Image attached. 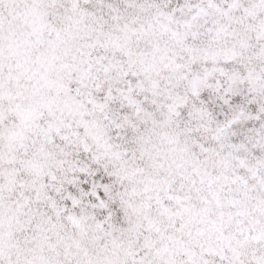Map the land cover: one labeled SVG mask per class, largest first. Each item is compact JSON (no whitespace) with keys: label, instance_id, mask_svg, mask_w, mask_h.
Here are the masks:
<instances>
[{"label":"rangeland","instance_id":"1","mask_svg":"<svg viewBox=\"0 0 264 264\" xmlns=\"http://www.w3.org/2000/svg\"><path fill=\"white\" fill-rule=\"evenodd\" d=\"M0 264H264V0H0Z\"/></svg>","mask_w":264,"mask_h":264}]
</instances>
